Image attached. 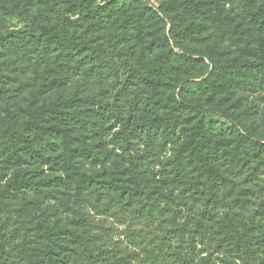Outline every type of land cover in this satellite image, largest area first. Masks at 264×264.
Masks as SVG:
<instances>
[{"label": "trees", "instance_id": "16d2710c", "mask_svg": "<svg viewBox=\"0 0 264 264\" xmlns=\"http://www.w3.org/2000/svg\"><path fill=\"white\" fill-rule=\"evenodd\" d=\"M242 1L0 0V264H97L104 226L90 206L143 224L140 237L154 224L166 234L168 182L211 209L237 208L242 218L220 220L219 249L264 264V127L252 120L264 95V0ZM13 16L24 25L11 27ZM118 61L123 108L106 113L92 88L108 92ZM109 136L160 146L166 175L151 181L133 160L106 167ZM35 198L67 214L39 211ZM164 244L143 248L150 264H191Z\"/></svg>", "mask_w": 264, "mask_h": 264}, {"label": "rangeland", "instance_id": "374dc122", "mask_svg": "<svg viewBox=\"0 0 264 264\" xmlns=\"http://www.w3.org/2000/svg\"><path fill=\"white\" fill-rule=\"evenodd\" d=\"M235 7L242 8V0H232ZM11 27L23 26L24 20L19 17H11L8 19ZM229 52H232L233 47L226 45ZM118 73L114 76L111 83V88L108 92H102L99 87L92 88L96 94L98 102L96 107L104 110L106 113L111 109H121L122 105L119 99L115 98V92L120 89L124 83L127 75V68L125 63L118 61ZM33 73L30 70L23 78L25 83L31 81ZM23 98V94L18 97V101ZM7 100L0 96V110ZM258 109L257 114L252 120L264 127V95L257 99ZM13 109H18V103L12 105ZM123 108V107H122ZM210 126L215 131H225L227 122L215 114H209ZM226 132V131H225ZM106 138L102 148H106L107 156L110 157L105 163V166H111L113 159L118 164H127L129 161H136L139 169L142 170L146 177L154 181V178H160L166 175L167 168L164 165L167 152L163 151L160 146L149 148L143 144H113ZM104 152V151H103ZM105 153V152H104ZM106 154V153H105ZM138 162V163H137ZM101 164L89 162L86 167L89 170L97 169ZM168 197L175 209L174 221L167 225L168 232L164 234L156 224L149 228L150 232H145L140 237L133 230L137 231L143 224L135 223L128 217L111 215L106 216L98 213L90 205V215L92 219L99 225L104 226L97 231L103 236V243L101 250H105L97 258V264H150L147 251L156 250L161 242H165L164 248L168 251L179 253L182 257L187 258L191 264H199L202 258H208L212 264H245V261H250L248 258L237 259L234 254L229 253L224 248L219 249V235L218 230L220 220L225 212H227L234 219L238 220L243 217V214L237 208L230 210L211 209L205 203L193 202L188 198V193L185 191L183 185L168 182L167 185ZM70 201V200H69ZM34 202L39 211L45 210L49 207L55 216H64L67 211L60 208L53 201H46L40 198H35ZM147 229V228H146ZM147 231V230H146ZM165 236L164 238L162 236ZM146 249L144 251V249ZM127 253V255H125ZM261 256V255H260ZM122 259V261H120ZM264 259V258H263ZM76 264H88V261L81 256L73 257Z\"/></svg>", "mask_w": 264, "mask_h": 264}]
</instances>
